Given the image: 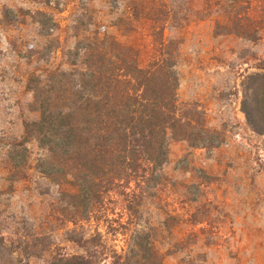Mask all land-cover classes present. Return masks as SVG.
<instances>
[{"label": "rangeland", "instance_id": "rangeland-1", "mask_svg": "<svg viewBox=\"0 0 264 264\" xmlns=\"http://www.w3.org/2000/svg\"><path fill=\"white\" fill-rule=\"evenodd\" d=\"M261 8L260 0H0V264L81 256L112 264L133 247L134 232L151 239V264H264V136L249 128L241 110L242 83L264 71ZM41 12L56 31L38 23ZM245 16L252 20L247 29L257 30L248 38L235 35L233 23ZM95 36L134 47L144 60L158 54L159 38L168 43L179 105L204 114L215 143L194 149L171 142L160 183L136 191L134 210L111 194L74 225L59 200L62 188L38 173L37 144L27 145L29 170L20 181L10 180L8 151L21 140L23 123L38 119L28 77L62 66L64 46ZM129 188L131 195L135 185ZM93 237L88 253L70 241ZM140 255L134 249L131 257L146 264Z\"/></svg>", "mask_w": 264, "mask_h": 264}, {"label": "trees", "instance_id": "trees-1", "mask_svg": "<svg viewBox=\"0 0 264 264\" xmlns=\"http://www.w3.org/2000/svg\"><path fill=\"white\" fill-rule=\"evenodd\" d=\"M260 1L264 17V0ZM38 15L43 28L56 31L52 17ZM250 22L246 16L235 19V35L248 38L256 32L247 29ZM158 33L163 36V31ZM155 44L158 54L144 60L139 50L112 37L84 38L74 48H62V66L31 74L25 90L32 95L38 119L24 122L21 140L10 144V180L27 178V145L35 142L43 152L38 173L62 188L59 200L70 209L68 221L75 225L78 216L89 220L111 194L118 193L127 210H134L136 191L146 192L160 183L171 142L184 141L194 149L213 146L214 131L206 126L204 114L195 106L179 105L174 52L162 38ZM241 110L249 128L264 136V71L248 75L242 83ZM131 184L135 188L130 195ZM74 239L70 241L87 252L96 237ZM130 242L133 247L116 254L112 264H139L131 257L134 249L151 264V239L134 232ZM49 264L91 263L81 256Z\"/></svg>", "mask_w": 264, "mask_h": 264}]
</instances>
